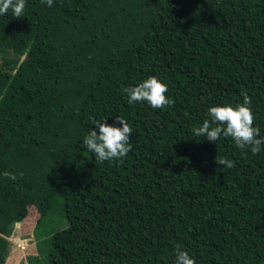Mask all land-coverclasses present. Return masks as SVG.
Masks as SVG:
<instances>
[{
  "label": "trees",
  "instance_id": "16d2710c",
  "mask_svg": "<svg viewBox=\"0 0 264 264\" xmlns=\"http://www.w3.org/2000/svg\"><path fill=\"white\" fill-rule=\"evenodd\" d=\"M10 52L0 264L16 223L52 264H175L177 246L196 264H264V144L254 155L192 131L243 90L264 137V0H26L22 17L0 15ZM150 76L173 105L128 103L122 89ZM116 117L132 127V151L97 161L83 140L99 134L95 121L120 127ZM57 207L65 228L51 221Z\"/></svg>",
  "mask_w": 264,
  "mask_h": 264
},
{
  "label": "clouds",
  "instance_id": "9594fccd",
  "mask_svg": "<svg viewBox=\"0 0 264 264\" xmlns=\"http://www.w3.org/2000/svg\"><path fill=\"white\" fill-rule=\"evenodd\" d=\"M47 3L48 7L53 6V0H41ZM26 7V0H0V15L7 14L9 10L15 18L23 16ZM122 92L127 94L128 103L148 102L153 109H163L174 104L166 93L167 84L161 82L157 77L150 76L134 87H125ZM243 103L233 107L231 104L210 107L208 119L203 121L202 126L194 128L192 131L195 136L205 137L208 141L215 143L224 137H231L235 146L239 149H250L252 154L259 153L264 144V137L260 136V129L254 127V115L250 107L251 98L246 91L241 92ZM116 122L120 127L103 121H95L94 125L99 130L90 129L85 136L83 143L88 151L95 154V159L100 162L118 161L123 163V158L132 151L130 135L131 125L122 117H116ZM218 165L226 166L231 169L235 166L234 162L226 157H216ZM21 175H23L21 173ZM3 176L12 181L17 179L16 175L8 171L3 172ZM17 224V223H16ZM175 264H196L195 259L189 255L181 246L176 248Z\"/></svg>",
  "mask_w": 264,
  "mask_h": 264
},
{
  "label": "rangeland",
  "instance_id": "374dc122",
  "mask_svg": "<svg viewBox=\"0 0 264 264\" xmlns=\"http://www.w3.org/2000/svg\"><path fill=\"white\" fill-rule=\"evenodd\" d=\"M5 57H11L13 61V57L15 56L12 52L7 53V56H4L0 53V68L5 67ZM59 209V207L55 209L53 215L51 216V221H54L53 225L55 227L65 228L68 226V220L61 216ZM31 215L33 218H35V223V221L39 217V214L31 210ZM17 224H15L14 226L12 235L8 237L9 247L5 264H52L51 262L45 260L47 252L42 251L43 247L41 249L38 247L37 239L34 233L32 232L33 227L29 226V229H27L26 226H23L22 223L21 225ZM31 226H33V224ZM39 258H41V260L38 262Z\"/></svg>",
  "mask_w": 264,
  "mask_h": 264
}]
</instances>
